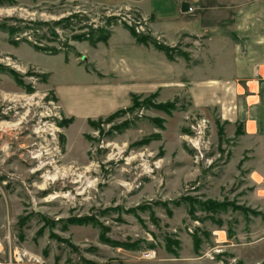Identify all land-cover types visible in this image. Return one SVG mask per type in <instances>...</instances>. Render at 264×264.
Returning a JSON list of instances; mask_svg holds the SVG:
<instances>
[{"label":"rangeland","instance_id":"374dc122","mask_svg":"<svg viewBox=\"0 0 264 264\" xmlns=\"http://www.w3.org/2000/svg\"><path fill=\"white\" fill-rule=\"evenodd\" d=\"M116 2L0 0V264L16 251L44 264H264V178L230 166L215 114L156 93L86 122L63 112L50 56L84 60L78 44L96 43L81 39L117 26L167 46Z\"/></svg>","mask_w":264,"mask_h":264},{"label":"crops","instance_id":"0c3cea01","mask_svg":"<svg viewBox=\"0 0 264 264\" xmlns=\"http://www.w3.org/2000/svg\"><path fill=\"white\" fill-rule=\"evenodd\" d=\"M120 1L149 20L153 38L179 44L188 57L171 59L122 26L106 41L78 44L84 60L50 56L59 58L61 70H46L48 85L65 115L86 122L131 105L134 97H187L192 111L212 112L224 125L230 166L243 161L248 178H264V0L207 7L199 4L207 0Z\"/></svg>","mask_w":264,"mask_h":264},{"label":"trees","instance_id":"16d2710c","mask_svg":"<svg viewBox=\"0 0 264 264\" xmlns=\"http://www.w3.org/2000/svg\"><path fill=\"white\" fill-rule=\"evenodd\" d=\"M131 32H132V34L136 37V39H137V41L139 42V43H143V44H149V43H153V45H155V47L157 48V49H159V50H161V51H165L166 52V49H168V47L167 46H164V45H162V44H158L156 41H154V40H151L150 39V37H148V36H143V37H140V36H138L136 33H135V31L134 30H131ZM108 37H109V34H107V35H100V36H98L97 38H93V37H87V36H84L81 40H90L91 42H93V43H97V42H99V41H106L107 39H108ZM49 52V54H55V53H58V52H60V50H49L48 51ZM47 52V53H48ZM167 56H168V54H167ZM169 57V56H168ZM170 58V57H169ZM135 98H137V97H135ZM134 98V99H135ZM169 104V103H168Z\"/></svg>","mask_w":264,"mask_h":264},{"label":"built area","instance_id":"2783aa9c","mask_svg":"<svg viewBox=\"0 0 264 264\" xmlns=\"http://www.w3.org/2000/svg\"><path fill=\"white\" fill-rule=\"evenodd\" d=\"M190 9H192V8H190ZM196 143H199V141H196ZM32 259L33 258L31 256L28 257L27 252L16 251L14 253V261L11 259L9 264H25L26 262L27 263L30 262ZM40 262H41V260L36 258V259H33L30 264H44V263H40Z\"/></svg>","mask_w":264,"mask_h":264},{"label":"bare ground","instance_id":"6f19581e","mask_svg":"<svg viewBox=\"0 0 264 264\" xmlns=\"http://www.w3.org/2000/svg\"><path fill=\"white\" fill-rule=\"evenodd\" d=\"M57 174H58V173H57ZM62 175H64V174H62ZM59 176H60V174H59ZM51 178H56V175L53 174V176H52Z\"/></svg>","mask_w":264,"mask_h":264}]
</instances>
